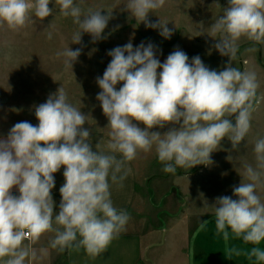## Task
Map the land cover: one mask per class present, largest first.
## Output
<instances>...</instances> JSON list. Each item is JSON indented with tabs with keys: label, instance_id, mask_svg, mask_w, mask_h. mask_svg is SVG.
I'll return each mask as SVG.
<instances>
[{
	"label": "clouds",
	"instance_id": "obj_1",
	"mask_svg": "<svg viewBox=\"0 0 264 264\" xmlns=\"http://www.w3.org/2000/svg\"><path fill=\"white\" fill-rule=\"evenodd\" d=\"M51 2L0 0V21L18 30L33 17L43 20L53 14ZM164 4L165 0H128L125 9L146 28L159 29L170 39L173 29L167 21L149 20V13ZM55 5L78 26L72 43H82L83 33L93 42L106 38L102 34L112 12L84 11L75 0H55ZM210 31L216 38L213 47L230 58L220 71L206 66L199 55L189 60L179 46L164 62L151 42L134 47L129 41L107 52L112 59L103 76L96 77L101 89L96 99L110 128L107 152L93 150L91 129L85 127L88 117L69 102L62 87L35 107L38 125L21 121L0 137V264H32L46 256L47 248L37 251L33 245L47 232L55 233L49 246L60 252L83 248L92 258L106 252L130 220L126 210L114 206L111 185L122 186L125 164L139 151L155 148L163 171L174 174L177 168L212 164L211 153L225 137L233 149L244 141L262 97L256 72L241 71L232 61L241 38L264 45V0H228ZM47 38L52 39L51 32ZM81 52L82 48L67 47L56 55L72 69ZM169 125L163 133L151 131ZM253 150L255 164H245L240 184L232 186L236 199L221 195L212 206L216 231L224 240L231 233L246 244L259 245L264 241V199L257 192L264 185V137L256 139ZM62 166L65 182L59 188V211L54 212L53 174ZM14 186L19 195L12 194ZM207 224L204 220L200 227ZM247 256L264 264L260 247H252Z\"/></svg>",
	"mask_w": 264,
	"mask_h": 264
},
{
	"label": "rangeland",
	"instance_id": "obj_2",
	"mask_svg": "<svg viewBox=\"0 0 264 264\" xmlns=\"http://www.w3.org/2000/svg\"><path fill=\"white\" fill-rule=\"evenodd\" d=\"M75 2L84 11L92 8L102 9V14L112 12L113 18L110 19L102 34L106 38L93 42L90 34L83 33L82 43H72V37L78 31V26L73 23L71 17H64L60 13L59 5H55V0L49 4V7L54 8L53 14L43 20L33 17L32 23L18 30L8 28L6 23L0 21V134H7L11 127L21 121L38 125L35 107L44 103L48 96L60 87L67 92L69 102L87 115L85 127L109 133L108 118L96 99L97 93L101 91L96 83V77L103 76L112 59L107 52L129 41L134 47L142 41L145 45L149 42L157 45V57L161 62H164L177 46L186 52L189 60L199 55L206 66L217 71L223 70L230 59L228 56H221L213 47L216 38L210 36V25L223 14L224 7L228 6V0H165L163 7L149 13V20L167 21V27L173 29L170 39L162 37L159 29L146 28L144 22H139L130 11L126 10L128 0H75ZM49 32L52 33L51 40L47 38ZM238 43L239 51L232 64L241 71L256 72L260 85L258 95L262 99L252 114L250 132L237 148L233 149L231 141L225 137L218 148L211 153L212 164L207 166L200 164L190 169L177 168L174 174L171 173L176 180L179 179V175L191 173L183 180L191 179L198 182L202 189L201 194L196 198L198 209L205 207L208 210L211 208L214 210L212 205L216 197L233 196L232 186L240 184L244 176V165L255 164L253 149L256 139L264 137V45L255 44L246 38H241ZM67 47L72 50L82 48L81 55L72 69L65 67L62 56L56 55ZM122 83L117 85V89ZM133 122L138 123L140 127H145L140 122ZM168 127L170 125L164 129L153 128L151 131L159 130L163 133L168 130ZM134 163L139 184L137 189L141 192L145 190L144 176L166 175L163 165L157 158L155 148L149 152L139 151ZM154 178L156 177L151 179L155 180ZM164 179L165 189L168 191L166 200L181 198L176 190L171 188L170 179L167 180L165 177ZM257 192L264 199V185ZM177 199L174 208L179 209L181 205L178 206ZM233 199L236 197L233 196ZM150 201L154 205H162L164 202V200L158 201L155 195L154 198H150ZM202 215L197 216L196 226L192 225V228H195L191 231L192 237L195 239L198 237V241H201L205 231L209 232L213 229L212 238L215 249L213 264H224L220 250L225 249L234 255L232 249L240 251L239 256L235 255L240 260L238 264H257L254 258H248L247 253L254 246L264 249V241L259 245L246 244L242 239L234 238L231 233L229 240L226 241L222 234L217 233L215 219L211 224L210 213ZM158 217L166 218L161 213ZM150 220L157 222L151 216ZM204 220H208V224L201 228L200 225ZM163 233L159 226V230L153 233L156 236L150 243H159L163 240L161 238L166 234ZM178 244L179 242L173 247H168V241L166 245L164 242L161 245L156 243L157 246L154 248L146 249L147 256L152 257L153 252L162 251L165 255L156 254V260L153 261L155 264H176L175 258L167 255L168 252H173ZM191 248L190 245L189 249ZM191 252L193 255L194 250L192 249Z\"/></svg>",
	"mask_w": 264,
	"mask_h": 264
},
{
	"label": "crops",
	"instance_id": "obj_3",
	"mask_svg": "<svg viewBox=\"0 0 264 264\" xmlns=\"http://www.w3.org/2000/svg\"><path fill=\"white\" fill-rule=\"evenodd\" d=\"M91 140L93 150L107 152V143L109 135L107 132L91 130ZM7 134H0V137H6ZM43 146V145H42ZM120 158L119 154H117ZM127 175L120 185H111V198L114 206L119 210H126L130 214V220L119 236H117L109 245L106 252L96 258L87 255L83 248L79 250L73 248L60 252L57 249H52L49 246V241L54 238V232L44 233L39 241L33 245L35 250L40 248H47V255L38 257L32 264H155L156 254L164 256V252H153L152 257L147 256V250L154 248L160 243L168 247H173L179 242L178 246L174 248L167 256H173L176 264H213L212 260L215 257V249L213 245L212 231H205L201 241L198 237H192V225L196 226L197 216H203L204 213H210L211 224L215 219L214 210L205 207L197 208L196 198L201 194L202 189L195 180H183L191 175V173H184L179 175V179H174L171 173H166L165 176L152 175L151 177L144 176L143 185L145 190L141 192L137 189V170L134 160L125 164ZM64 166L54 173L55 187L52 190L53 200L55 202L54 212L59 211V203L61 194L59 188L65 182L63 176ZM188 172V171H187ZM152 177L155 180H152ZM165 178L170 179L171 188L181 196V198H167V190L165 189ZM150 179L152 180L150 182ZM173 190V192H174ZM13 195H19L18 189L14 186L11 189ZM156 193V194H155ZM157 196L158 201H163V204L154 205L150 198ZM165 198V199H164ZM203 198V196L201 197ZM178 202L181 208H174V204ZM198 209V210H197ZM170 212V213H168ZM174 212V213H172ZM153 213V214H152ZM163 214L166 218L159 219L158 215ZM155 218L157 222L150 220ZM207 216V218L209 217ZM164 219V220H163ZM162 230L166 233L158 242H151L153 234L156 230ZM171 228V229H170ZM169 230H171L169 232ZM163 233V234H164ZM190 245L192 246L189 249ZM147 249V250H146ZM192 249L194 254L192 255ZM157 251V250H153ZM223 256V262L227 264H238L239 259L228 250H220ZM171 258V257H170Z\"/></svg>",
	"mask_w": 264,
	"mask_h": 264
}]
</instances>
